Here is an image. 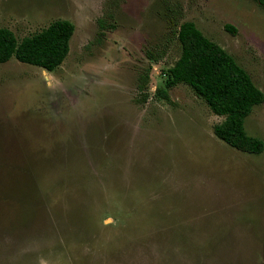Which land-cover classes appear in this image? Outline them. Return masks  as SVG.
<instances>
[{"label":"rangeland","instance_id":"374dc122","mask_svg":"<svg viewBox=\"0 0 264 264\" xmlns=\"http://www.w3.org/2000/svg\"><path fill=\"white\" fill-rule=\"evenodd\" d=\"M58 19L74 33L54 72L0 64V264H264V151L216 138L224 118L188 86L156 93L180 55L173 30L191 21L264 94V9L0 0V27L18 41ZM244 129L264 141V102Z\"/></svg>","mask_w":264,"mask_h":264},{"label":"trees","instance_id":"16d2710c","mask_svg":"<svg viewBox=\"0 0 264 264\" xmlns=\"http://www.w3.org/2000/svg\"><path fill=\"white\" fill-rule=\"evenodd\" d=\"M264 9V0H254ZM100 27L104 21L100 20ZM225 29L232 34L230 26ZM74 26L58 19L46 28L18 41L7 28L0 27V64L14 58L20 63L54 72L66 59ZM180 44V55L164 72V88L157 95L168 101L166 89L186 85L201 98L210 111L223 121L214 125L213 134L220 141L241 153L258 155L264 151V141L249 136L244 121L254 107L264 102L263 92L254 84L250 75L215 42L208 39L191 21L181 23L173 30ZM147 57L156 63L161 59L148 52ZM148 66L137 80L140 101L147 99Z\"/></svg>","mask_w":264,"mask_h":264}]
</instances>
